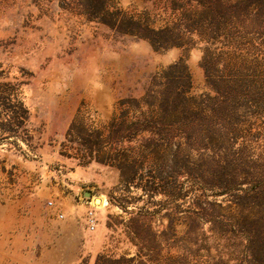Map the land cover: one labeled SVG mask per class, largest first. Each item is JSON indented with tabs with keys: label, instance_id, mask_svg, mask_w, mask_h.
Listing matches in <instances>:
<instances>
[{
	"label": "rangeland",
	"instance_id": "374dc122",
	"mask_svg": "<svg viewBox=\"0 0 264 264\" xmlns=\"http://www.w3.org/2000/svg\"><path fill=\"white\" fill-rule=\"evenodd\" d=\"M200 1L241 2L246 31L264 39V0H0V264H174L158 251L195 250L188 241L207 264H264V239L247 236L264 228V161L261 178L222 195L188 168L189 153L205 151L168 140V127L193 137L182 122L217 96L205 44L184 29ZM130 19L169 29L175 45L142 37ZM225 75L254 79L248 68ZM174 79L191 81L187 111L144 100ZM235 95L232 130L214 149L248 173L261 152L244 148L264 145V104Z\"/></svg>",
	"mask_w": 264,
	"mask_h": 264
},
{
	"label": "trees",
	"instance_id": "16d2710c",
	"mask_svg": "<svg viewBox=\"0 0 264 264\" xmlns=\"http://www.w3.org/2000/svg\"><path fill=\"white\" fill-rule=\"evenodd\" d=\"M87 2L89 5H93V0H87ZM200 4L202 8L188 16L190 23H185L184 29L190 36L198 37L196 42L191 40L193 44H205L202 65L208 82L216 91L217 96L213 99L209 113L182 122L181 125L194 134L187 141L182 142L179 135H174L176 128L168 127L166 129L172 132L168 140L177 142L178 149L186 147L185 149H189L190 152L201 149L205 151L197 159L193 153H189L187 161L190 167L188 168L195 174L200 173L199 178L203 182L211 181L214 186L219 185L218 188L223 189L221 192L223 195L242 185V182H247L250 176L252 178L262 177V174L255 171L261 167L259 163L264 161V145L260 143L261 140H253L245 145L244 149H249L254 154H257L256 151L261 152L253 161L244 162L245 168L249 163L252 164L248 173L245 172L246 169L240 168V164L225 160L214 148L222 142L224 131L232 130L233 124L231 119L230 121L228 119L238 113L237 100L241 101L242 99L237 95L234 96L237 90H247L250 94L252 93L254 105L264 104V39L252 37L246 31L245 24L249 21L250 13L241 8V2L230 6H224L220 2L210 6L201 1ZM128 24L143 27L140 35L145 38H150L149 36L153 35L156 42L164 48L175 45L169 43L173 40L169 29L150 30L146 23L142 24L132 19ZM263 36L261 35V37ZM220 67H223V70ZM244 68L253 70L254 79L227 80L225 75L227 69H230L232 73L236 69ZM190 91V79H174L167 83L165 89L148 94L144 100L149 105L157 106L164 114L187 111L193 105L191 101L193 98L189 96ZM236 128L233 129L236 130ZM205 155L206 159L203 158ZM201 161L203 162L201 163ZM179 163L176 160V165L179 166ZM240 174H245L244 179H241ZM216 182L217 185H215ZM262 186L260 185L256 190L261 191ZM214 230L216 233L219 231L221 233L223 229L216 228ZM223 232L227 233V231ZM247 236L253 239L252 241L248 239L249 243L260 242L264 239V228H251L248 230ZM188 243L191 246H196V249L192 250L189 247L180 249L174 245L170 247L167 255H163V249H160L157 254L158 260L166 263L171 260L174 261V264H207V261L203 260V255L200 254L202 247L198 242L188 241ZM172 250H177L178 254H172Z\"/></svg>",
	"mask_w": 264,
	"mask_h": 264
},
{
	"label": "built area",
	"instance_id": "2783aa9c",
	"mask_svg": "<svg viewBox=\"0 0 264 264\" xmlns=\"http://www.w3.org/2000/svg\"><path fill=\"white\" fill-rule=\"evenodd\" d=\"M50 205H52V203H50ZM60 217H63V215H61ZM89 225H90L91 230L95 229V219L93 217H90Z\"/></svg>",
	"mask_w": 264,
	"mask_h": 264
}]
</instances>
